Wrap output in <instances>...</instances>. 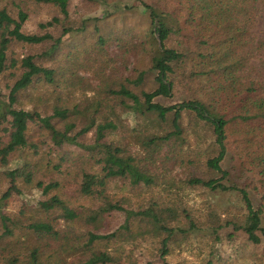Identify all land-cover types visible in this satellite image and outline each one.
Masks as SVG:
<instances>
[{"label":"trees","instance_id":"obj_1","mask_svg":"<svg viewBox=\"0 0 264 264\" xmlns=\"http://www.w3.org/2000/svg\"><path fill=\"white\" fill-rule=\"evenodd\" d=\"M31 1L36 4H52L64 18L68 16V0ZM187 2L189 4L186 8ZM180 3L171 12H158L152 6L142 4L150 18L148 34L155 36L154 42L159 44L150 53V71L155 73L157 85L155 89L143 91L138 96L119 86V90L110 89L100 101L87 100V103L91 102L90 108L98 107L93 110L95 113L103 106H108L109 120L105 114L103 121L95 125V115H91V123L75 135H72L75 125L70 122L69 114H76L78 111L63 108L56 89L52 91V97L60 103L53 106L50 120L42 117L33 120L27 111L19 107L20 96L25 95L33 85H41L43 81L44 84L53 86L54 83L58 84L60 78L55 70L38 65L33 55L16 60L12 55V49L20 44L50 43L46 53L52 56L61 45L62 37L72 29H64L57 38L51 31L40 35L26 34L23 27L28 21V15L23 8L12 12V9L0 5V82L4 77L11 81L6 95L0 91V170H3L9 184L22 178L25 184H32L31 190H37L45 198L54 196L58 202L48 210L42 208L43 202H35L33 205L25 204L18 211H11L5 202L9 200L12 189L0 198V242L4 243L0 246V264H105L100 262L99 257L106 255L104 252L108 248L114 250L115 257L112 258L117 264H125L124 261H129L130 258H124L117 252L124 249L122 245L128 239H139L138 234L132 231L134 223L149 218L153 225L157 224V228L166 233V238L162 241L161 258L163 264H167V243L175 233L184 234L183 230L162 227L151 208L143 211L127 209L108 192L113 182L129 180L134 186L151 182L146 166L135 155H131L119 144L115 146L112 142H104L105 131L109 129L110 134V131L118 129L116 121L111 120L110 116L120 108L127 114L125 109L129 110L135 124L139 120L156 123L158 126H169L160 135L151 134L145 137L142 148L149 152L151 158L161 155L164 148L185 140L181 121L184 115L189 116L193 126L203 129L206 136H209L206 149L198 150L196 154L203 153L204 156L211 152L204 159L206 170L220 174L227 181L230 173L222 169L221 164L230 151L233 137L239 135V139L233 141V147L243 171H254L255 179L250 185L247 183L245 188L236 183L227 186L214 179H203L200 175H190L187 183L223 192H237L246 210L239 230L253 247H259L264 242V93H260L264 82L250 80L251 74L247 77L249 81L241 80L248 62L243 57L245 42L239 34L232 33L225 37L223 34L216 41L208 35L214 31L211 24L218 27V15L216 17L214 14L217 2L181 0ZM194 17L198 20L197 55L192 50L187 34V29L191 30V24L195 22ZM223 21L226 22V17ZM59 23V19L53 18L49 22L40 23L39 27L46 31ZM225 28L231 31V26ZM260 49L261 46L257 48L258 51ZM195 73L214 82L203 87L210 103L198 97L173 106L155 102L158 98H173L176 83L185 79L192 80ZM139 79H143V74H140ZM126 101H131V104L126 105ZM235 103L234 108L232 106ZM32 125H37V128L32 129ZM93 125L96 126L94 142L89 145L79 143L78 138L86 135ZM132 129L135 130L133 127ZM43 139L50 140L56 147V161L41 157L45 145ZM72 146H80L90 152L87 159L89 162L95 160L100 169L82 170L72 175L77 169L72 165L68 166L65 156L61 154L62 150ZM181 151L182 149L178 152V159ZM197 158L195 156L187 163L184 158H180L179 164H187L195 169L197 165L194 160ZM42 162L46 167L51 166V169H46L47 179H43L45 175L36 179L39 164ZM145 163L149 164L147 161ZM69 185L72 191L66 188ZM249 188L258 199L257 206L251 200ZM26 211L31 214L26 215ZM109 213L123 214L124 221L118 230L101 234L99 227L105 224ZM135 217L141 218L129 221ZM195 227L193 222H189V230Z\"/></svg>","mask_w":264,"mask_h":264},{"label":"rangeland","instance_id":"obj_2","mask_svg":"<svg viewBox=\"0 0 264 264\" xmlns=\"http://www.w3.org/2000/svg\"><path fill=\"white\" fill-rule=\"evenodd\" d=\"M180 1L68 0V16L64 18L52 4H36L31 0H0V5L12 9V12L23 8L27 13L28 21L23 27V32L26 34L40 35L51 31L57 38L64 29H72L62 37L61 45L52 56L46 53L50 43L20 44L12 49L15 60L33 55L38 65L55 70L60 78L58 84L54 83L53 86L44 84L43 81L41 85H33L34 87L30 88L25 95L20 96L19 107L27 111L33 120H37L38 117L50 120L53 116V106L59 102L58 99L52 97V91L56 89L55 92H59L57 96L61 99L62 107L78 111L76 114L72 112L69 114L70 122L75 125L72 135L91 123V115H95V125L103 121L105 114L109 120L108 106H103L95 113L93 110L98 107L90 108L91 102L87 103V100L100 101L110 89L119 90V86L127 88L138 96L141 92L152 91L157 86L155 73L150 71V53L156 50L159 44L154 42L155 36L148 34L150 18L143 10L142 4L150 5L158 12H171L177 7L176 5L181 4ZM211 1L218 4L214 12L216 17L218 15V27L216 29L215 24H211L214 31L208 35L216 41L223 34L224 37L232 33L233 35L239 34L245 42L246 52L243 50V57L248 62L241 80L249 81L247 77L251 74L250 80L264 82V0ZM188 4L187 2L186 8ZM219 12L221 14H218ZM183 13L186 12L183 11ZM176 17L174 16L175 19ZM225 17L226 22L223 21ZM53 18L60 21L53 29L44 31L39 27L40 23L49 22ZM194 21L191 24V30L187 29V34L190 37L192 50L197 55L199 51L196 48V22L198 21L196 17ZM228 25L231 26V31L225 28ZM259 46H261L260 51L257 50ZM140 74H143L142 80L139 79ZM212 83H214L212 79L195 73L192 80L185 79L176 83L173 98H158L155 102L164 106H173L179 105L184 100L198 97L210 103L203 87L208 84L212 85ZM10 85L11 81L8 77L1 80L2 94L6 95L9 92ZM262 87L261 94L262 91L264 93V84ZM129 104L131 101H126V105ZM235 106L236 103L232 107L235 108ZM122 110L123 108L116 109L115 113L110 116L111 120L116 121L118 129L110 131V134L109 129L105 131L104 142H112L115 146L119 144L131 155H135L141 164L146 166V173L151 182L150 184L140 183L136 186L130 184L129 180L113 182L108 192L116 200L122 202L127 209L143 211L151 208L159 218L158 224L162 227L183 230L184 234L175 233L167 243L166 263L264 264V242L259 247H253L239 230V225L246 213L240 195L235 191L223 192L199 185L191 186L187 183L190 175H200L203 179H214L227 186L232 183L244 188L247 183L250 185L255 179L254 171L250 173L243 171V166L233 147L235 146L233 141L239 139L240 136L233 137L234 140L230 146L233 148H229L230 151L221 164L222 169L230 173V179L227 181L223 180L220 174L206 170L204 159L210 156L211 152L204 156L203 153L196 154V151L206 149L209 136H206L203 129L194 127L189 121V116L184 115L181 121L185 140L164 148L161 155L151 158L149 152L142 148L145 137L151 134L160 135L169 126H158L156 123L139 120H136L135 124L129 110L125 109L128 114ZM95 125L86 135L78 138L79 143L89 145L94 142ZM31 128L36 129L37 125H32ZM43 141L45 145L42 148L41 157L44 160L56 161L54 159L57 154L54 152L56 147L50 140L43 139ZM181 149V156L178 159L177 155ZM61 152L67 160V165H72L74 169H77L71 173L72 175L82 170L98 171L100 169L95 160L89 162L87 154L91 155V153L83 147H67ZM195 156L198 157L194 160L197 168L193 169V166L179 164L180 158H184L187 163ZM46 169H51V166L46 167L45 163H40L36 179H41L43 175H45L43 179H47ZM63 170L61 172L64 174ZM31 186L32 184H25L22 178L9 184V180L4 177L3 170H0V198L10 188L12 189L9 200L5 202L9 210L18 211L25 204L33 205L35 202H43L42 208L48 210L58 203L54 196H51L53 197H50L51 199L45 198L37 190H31ZM66 188L68 191L73 190L70 185ZM248 192L254 206H257L258 199L250 188ZM23 194L26 196H22ZM26 212V215L31 214ZM136 218L141 217L131 218L129 221ZM105 220V224L99 227L101 234L118 230L124 221V215L109 213ZM189 222L194 223L195 229H188ZM157 227V224L153 225L151 218L140 219L134 223L132 231L138 234L139 239L134 241L128 239L122 245L124 249L117 252L124 258H130L129 261H124L125 264H163L161 249L166 233ZM3 245L4 243L0 242V246ZM109 249L104 252L106 255L99 257L100 262L117 264L112 258L115 257L114 250Z\"/></svg>","mask_w":264,"mask_h":264}]
</instances>
